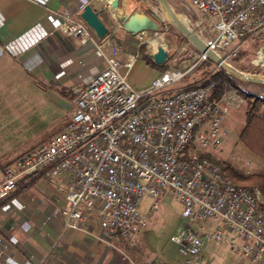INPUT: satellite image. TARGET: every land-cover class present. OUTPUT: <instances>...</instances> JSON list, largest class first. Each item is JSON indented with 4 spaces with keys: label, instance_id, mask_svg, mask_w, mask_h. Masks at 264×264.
<instances>
[{
    "label": "built area",
    "instance_id": "1",
    "mask_svg": "<svg viewBox=\"0 0 264 264\" xmlns=\"http://www.w3.org/2000/svg\"><path fill=\"white\" fill-rule=\"evenodd\" d=\"M28 1L45 7L49 0ZM173 1L206 47L232 66L238 43L264 32V0ZM112 16L116 28L106 24L109 32L100 38L70 10H51L54 26L93 50L104 68L76 90L65 129L2 169L0 200L16 191L21 178L41 176L58 184L65 200V232L93 220L129 250L171 194L182 203L186 221L171 241L186 264H202L212 242L240 254L241 264H264L261 188L240 186L209 158L185 154L194 141L196 150L222 149L233 132L226 126L231 111L242 107L243 98L232 87L216 97L215 80L167 90L209 59L199 51L186 69L168 70L146 91L135 90L121 72L122 46L115 36L123 26ZM139 58L129 55L124 66L131 69ZM252 64L264 66V46ZM251 165L247 159V174Z\"/></svg>",
    "mask_w": 264,
    "mask_h": 264
},
{
    "label": "crops",
    "instance_id": "2",
    "mask_svg": "<svg viewBox=\"0 0 264 264\" xmlns=\"http://www.w3.org/2000/svg\"><path fill=\"white\" fill-rule=\"evenodd\" d=\"M102 0H49L44 7L28 0H0V181L1 171L49 141L71 120L75 92L104 68L103 59L66 37L50 20L51 10H70L82 18L92 5L111 11ZM119 60L128 75L140 56L137 35L120 32ZM129 55H139L131 69ZM155 63V62H154ZM148 64V61H147ZM159 78L163 65L152 66ZM147 86L133 87L146 91ZM232 113L226 126L231 129ZM65 206L58 184L41 176L23 177L15 192L0 200V264H115L119 240L104 234L93 220L65 232ZM240 261L239 264H241Z\"/></svg>",
    "mask_w": 264,
    "mask_h": 264
},
{
    "label": "rangeland",
    "instance_id": "3",
    "mask_svg": "<svg viewBox=\"0 0 264 264\" xmlns=\"http://www.w3.org/2000/svg\"><path fill=\"white\" fill-rule=\"evenodd\" d=\"M150 1L154 0H115L110 13L104 8L106 12L101 13L100 17L105 24L116 28L117 25H115L111 18L112 14L115 15L119 24L123 25L122 22L134 13L149 15L147 3ZM168 1L174 12L180 18L186 20L184 12L177 6L176 2L173 0ZM124 31V28H121L117 32L115 36L117 44L119 43L116 39L118 33ZM151 38H160L161 42L159 46L151 43ZM137 39L141 57L153 61V55L159 47H162L167 52V60L162 70L163 73L168 70L181 71L186 69L198 54L196 49L171 24L162 27L157 32H151V34L150 32H143L141 35H137ZM238 44L241 46L240 53L242 54L232 62L233 66L240 71L243 70L242 72L244 73L264 76V66H254L252 64V61L257 57V51L264 46V32L243 39ZM216 67L217 69L213 65H203L202 63L188 77L180 83L167 88V90L195 85L200 81H207L211 78L212 72L215 73L221 69L217 65ZM209 73L211 74L209 75ZM232 76L240 82L239 87L242 90L258 94L264 98V84L250 83L242 81L234 75ZM156 79L157 77L153 76L152 67L147 64L146 60L138 61L128 75L129 84L135 88L141 85L147 86L152 84ZM231 113V129L233 132L222 149L215 150L209 148L203 151L196 150V142L194 141L185 154L199 158L212 156L221 163H228L241 176H249L258 171H264V162L250 154L240 142V131L245 120L244 107L232 109ZM247 159L252 160L249 174H247L248 169L245 168ZM149 203V199H144L142 205L144 212L147 210ZM185 223L182 203L171 194H167L161 201L159 208L148 221L146 228L134 239L133 247L129 250L115 252V259L119 261V263L116 262L115 264H186L178 247L171 241V237ZM117 244L121 249H124L122 242ZM242 260V256L232 251L228 245L212 242L204 256L202 264H239Z\"/></svg>",
    "mask_w": 264,
    "mask_h": 264
},
{
    "label": "water",
    "instance_id": "4",
    "mask_svg": "<svg viewBox=\"0 0 264 264\" xmlns=\"http://www.w3.org/2000/svg\"><path fill=\"white\" fill-rule=\"evenodd\" d=\"M149 15L134 13L130 15L122 26L125 31L134 35H141L143 32H157L166 25H173L177 31L191 44L197 51L208 55L219 68L229 75H234L242 81L250 83L264 84V76L244 73L234 66L226 63L218 54L210 51L204 42L186 25H184L178 15L172 9L168 0H154L147 3ZM169 17L170 20L167 18ZM82 18L93 28L98 37L103 38L109 30L101 19L100 15L94 11L90 5L84 8ZM167 60V52L162 48H157L153 55V61L157 65H163Z\"/></svg>",
    "mask_w": 264,
    "mask_h": 264
},
{
    "label": "trees",
    "instance_id": "5",
    "mask_svg": "<svg viewBox=\"0 0 264 264\" xmlns=\"http://www.w3.org/2000/svg\"><path fill=\"white\" fill-rule=\"evenodd\" d=\"M197 51V50H196ZM198 52V51H197ZM242 53L239 54V57ZM238 57V58H239ZM236 60V59H235ZM148 64L156 66L155 63L147 59ZM213 65L217 69L216 64L208 59L203 62V65ZM253 67V66H252ZM164 68V66H163ZM242 70V69H241ZM243 71V70H242ZM212 72L211 78L207 81H200L198 84L190 85L185 88H196L207 84L211 80L219 81V89L216 97H219L224 88L232 87L237 90L238 94L243 98L244 103L241 108L244 107V125L241 128L240 142L245 149L253 156L259 158L264 162V98L258 94L244 91L239 87V81L232 75L227 74L225 71L220 69L219 71ZM211 73H209L210 75ZM212 160L220 170L227 173L232 180L244 187L259 186L264 194V171H258L249 176H241L236 173L228 163H221L215 160L212 156L208 157ZM264 210V204H263Z\"/></svg>",
    "mask_w": 264,
    "mask_h": 264
},
{
    "label": "bare ground",
    "instance_id": "6",
    "mask_svg": "<svg viewBox=\"0 0 264 264\" xmlns=\"http://www.w3.org/2000/svg\"><path fill=\"white\" fill-rule=\"evenodd\" d=\"M104 3H111L110 4V7L112 8V6H113V3H114V1L115 0H102ZM90 7L94 10V11H96L99 15L102 13V11L103 10H97L96 8H94L92 5H90ZM109 13H110V10L108 11ZM113 16L112 17H115V15L114 14H112ZM178 18L180 19V21L184 24V25H186L187 27H189L188 26V22L186 21V20H184V19H182V18H180L179 16H178ZM168 20H170L169 19V17H168ZM145 33H147V32H145ZM150 34H151V32H150ZM153 34V33H152ZM150 36V35H149ZM150 42L151 43H153L155 46H159V43L161 42V39L160 38H151L150 39Z\"/></svg>",
    "mask_w": 264,
    "mask_h": 264
}]
</instances>
